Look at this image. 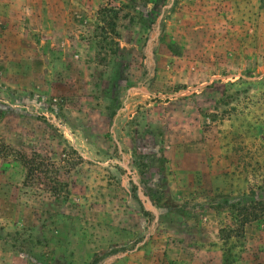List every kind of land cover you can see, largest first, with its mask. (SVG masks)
<instances>
[{"label": "rangeland", "instance_id": "obj_1", "mask_svg": "<svg viewBox=\"0 0 264 264\" xmlns=\"http://www.w3.org/2000/svg\"><path fill=\"white\" fill-rule=\"evenodd\" d=\"M263 184L264 0H0V264H264Z\"/></svg>", "mask_w": 264, "mask_h": 264}, {"label": "trees", "instance_id": "obj_2", "mask_svg": "<svg viewBox=\"0 0 264 264\" xmlns=\"http://www.w3.org/2000/svg\"><path fill=\"white\" fill-rule=\"evenodd\" d=\"M21 164L27 169L29 175H56L55 180V199H63L68 195V184L60 179L59 169L52 163L48 156L42 155L37 151L32 152L30 155L24 154L19 158ZM55 172V173H54ZM246 197V200H245ZM245 197L236 198L233 202H228V209L236 217L235 226L232 232L236 236H242L245 231V226L249 222L258 220L264 217V184L258 186V189L251 188L250 192ZM15 234L22 238L28 239L30 242L43 244L45 236H41L37 232H33L31 228H23V232L16 231ZM23 243L26 240L21 239ZM105 253V252H103ZM53 264H57L55 261Z\"/></svg>", "mask_w": 264, "mask_h": 264}]
</instances>
